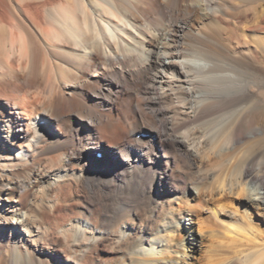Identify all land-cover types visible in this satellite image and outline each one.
<instances>
[{
  "label": "bare ground",
  "instance_id": "bare-ground-1",
  "mask_svg": "<svg viewBox=\"0 0 264 264\" xmlns=\"http://www.w3.org/2000/svg\"><path fill=\"white\" fill-rule=\"evenodd\" d=\"M248 13L261 31L264 0H0L1 264H50L26 246L52 234L119 244L110 264H264Z\"/></svg>",
  "mask_w": 264,
  "mask_h": 264
},
{
  "label": "rangeland",
  "instance_id": "rangeland-1",
  "mask_svg": "<svg viewBox=\"0 0 264 264\" xmlns=\"http://www.w3.org/2000/svg\"><path fill=\"white\" fill-rule=\"evenodd\" d=\"M250 16V17H249ZM249 18V19H248ZM247 20H249L246 22V24L244 25V28L242 30V28L240 29V31H243L246 34V37L249 38V42L253 45H251L252 48L257 49V53L258 56L260 57L261 61H262V70L259 76L261 81H264V17L261 21V26L262 30L261 31H255L254 30V20L253 17L251 15V13H248L247 16ZM248 24V25H247ZM247 25V26H246ZM250 25V26H249ZM250 27V28H249ZM261 37L262 39V44L257 47L254 43H253V37ZM247 38V39H248ZM256 47H255V46ZM259 48V49H258ZM260 50V51H259ZM262 52V53H261ZM262 89V90H261ZM263 91V92H262ZM259 92V95H258ZM256 95L259 97L257 100V103L255 106H257V108L255 107V109L253 108L250 112H248L242 119V121L240 122V130L243 132H247L249 131L252 127L254 126H263L264 127V83H262L261 88L255 92ZM263 94V95H262ZM262 98H261V96ZM260 100V102H259ZM262 119V120H261ZM234 143V142H233ZM232 144V143H231ZM231 144H227L224 146H230ZM240 143H237L236 145L233 144L234 146H237ZM240 146V145H238ZM188 170V169H187ZM159 190L157 189L155 191V193H158ZM165 205H168L167 203H164ZM75 209V207H74ZM60 212V213H59ZM58 213L61 214L64 211H59ZM180 224H177V227H179ZM197 225H196V229H197ZM99 230H101L102 232L105 231V229L103 227H99ZM198 230V229H197ZM198 233V232H197ZM95 235V236H94ZM55 236V234H54ZM53 234L51 236V238L49 237V239L45 240V241H41L40 243H38L39 247L38 250L35 251V247L34 245H31V243L29 242V244L27 243V248L33 253H38L39 255H41L40 257L46 262V263H50V264H65V262L62 260V258L64 257L65 254L67 253H71L73 255H77V256H81L83 257L85 255V253H87V259H91V260H87V264H110L111 260H116V259H120V255H119V251L118 248H120L119 244L117 243H110V241H106L105 242V246H107V249H109V251L107 253H105L104 251H102V249H96V248H90L88 251H85V247L80 245V246H76L74 244H72L70 241L68 240H64V238L62 237H54ZM93 236L96 238L98 236L97 231L95 230L93 233ZM55 238V239H54ZM112 245V246H111ZM8 246V245H7ZM6 246L5 243H0V254L2 251H4L6 248H8ZM109 246V247H108ZM117 246H119L117 248ZM116 247V248H115ZM20 249L22 250L23 248L20 247ZM92 251V252H91ZM113 251V252H112ZM116 251V252H115ZM101 253V254H100ZM11 255V253H10ZM85 258V257H84ZM110 258V259H109ZM3 259L2 254L0 255V264L1 261ZM38 259V258H37ZM91 261V262H90ZM110 261V262H109Z\"/></svg>",
  "mask_w": 264,
  "mask_h": 264
}]
</instances>
